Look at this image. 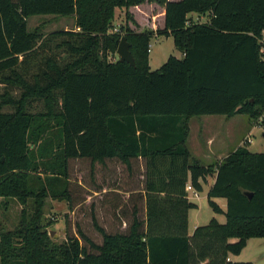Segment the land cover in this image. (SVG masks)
<instances>
[{"label": "trees", "instance_id": "obj_1", "mask_svg": "<svg viewBox=\"0 0 264 264\" xmlns=\"http://www.w3.org/2000/svg\"><path fill=\"white\" fill-rule=\"evenodd\" d=\"M154 1L165 7L162 28L114 31L118 8L129 20L130 7ZM32 15L74 16L78 30L45 35L28 28ZM263 31L264 0H0V197L23 204L16 228L0 233V264H253L228 258L264 238V152L244 143L205 165L187 142L194 116L247 114L255 123L264 112ZM155 35L173 36L183 56L153 70ZM122 36L135 65L116 53ZM35 100L43 110H29ZM78 157L128 167L145 158L146 220L136 215L115 233L96 224L100 244L81 229L56 243L42 224L44 205L71 203L69 160ZM214 174L207 198L217 213L215 199L226 198L227 220L213 217L189 234L198 205L186 184L201 191Z\"/></svg>", "mask_w": 264, "mask_h": 264}, {"label": "rangeland", "instance_id": "obj_2", "mask_svg": "<svg viewBox=\"0 0 264 264\" xmlns=\"http://www.w3.org/2000/svg\"><path fill=\"white\" fill-rule=\"evenodd\" d=\"M154 7L156 17L151 19L150 9ZM162 5L158 2L144 3L139 8L131 7L128 10L130 19L127 20V11L125 8L117 10L114 27H126L132 23L133 29L142 31L145 29H153L151 25L157 28L164 26L161 17ZM192 19L204 22L209 18L206 14L191 13ZM153 18V17H152ZM128 21V22H126ZM137 21V24H135ZM153 21V22H152ZM28 28L34 30L39 27L43 34L47 35L50 32L59 29H70L74 25V18L70 16H55V15H32L28 18ZM61 57L66 54L59 50ZM170 55L182 57V51L176 47L173 36H158L155 35L151 40V48L149 61L151 68L157 69L161 67ZM7 87L0 82V92H3ZM12 95L19 97L21 90L17 87H10ZM44 108V103L35 100L29 110L41 111ZM12 105L3 107V111H12ZM228 118L227 123H224L225 128L232 127L233 135L227 145L226 151L231 152L234 148L244 143H247V138L253 140L248 143V147L253 152H264V128L261 125L254 124L247 114H236L232 117L225 115L208 114L194 116L191 118V134L195 136L197 133L207 136L214 134L217 127L211 125L212 120ZM194 122L200 123L201 129L194 125ZM230 129V128H229ZM251 134V135H250ZM191 137V136H190ZM190 146L191 138L189 139ZM192 148V146H191ZM141 164L139 160H133L131 166L121 162L120 160L106 159L105 162H93L87 157L71 158L69 160V175L71 179L72 200L71 203L67 200H56L48 198L44 205V217L42 224L46 225L51 238L56 243H62L70 234H78L81 229L94 242L100 244L103 241L102 233L98 230L96 224L103 227L110 233L127 232L133 222V206L131 199L142 193H133L139 186H143L145 175L141 172ZM204 183V182H203ZM118 188L120 192L112 189ZM106 189L107 192L103 190ZM97 192V193H96ZM208 185L204 183V189L198 191V196L194 197L195 203L199 206L193 210L190 221V231L193 233L196 226L207 224L211 218L215 217L220 222L224 223L227 220L226 207L222 206L224 212H215L209 204L207 198ZM111 194H116L111 207V212L117 215L120 214V223L116 219H106L104 215L108 207L106 206L107 197ZM226 199V198H222ZM223 200V201H224ZM5 200L0 199V233L3 230H14L20 222L23 204L17 199H10L7 206L4 205ZM225 203V202H224ZM227 203V200H226ZM195 215V216H194ZM141 218H145V210L143 205L140 208ZM85 245H89L82 240ZM233 261H250L253 264H264V238L252 237L247 241L246 246L239 254H230Z\"/></svg>", "mask_w": 264, "mask_h": 264}, {"label": "crops", "instance_id": "obj_3", "mask_svg": "<svg viewBox=\"0 0 264 264\" xmlns=\"http://www.w3.org/2000/svg\"><path fill=\"white\" fill-rule=\"evenodd\" d=\"M154 2H145V3H154ZM142 4H144V3H142ZM142 4H138V5L132 6V7L139 8ZM155 13H156V11H155L154 7L152 9H150V15L153 17V18L151 17V19H153V20L157 16ZM70 17L74 18V25L70 29L71 30L72 29L73 30H78V27L75 26V17L74 16H70ZM161 17L163 19V24H164V22H165V7L163 5H162V9H161ZM130 25L132 26L133 24L130 23ZM151 28L156 29V27H154V22H153V25H151ZM64 29L69 30L67 28H64ZM206 115H208V114H206ZM217 115H219V114H217ZM227 120H228V118H225V119L221 118V119L212 120V122L210 124L211 125H215L217 127V129H216V131H214V134H209L207 136H203L200 133H197L195 136H193L191 134V132H192L191 122H189L190 135L188 137V142L187 143H188V147L190 149V152H191L193 158L198 159L199 161H201L205 165H210V164L220 163L230 153L229 151H226L225 149L227 148V145H228V143L230 142V140L232 138L233 129L230 126H229L230 129L224 127V123H227ZM190 121H191V119H190ZM196 124H197V127H199V129L202 128V127H200V123L194 122V125H196ZM190 138H191V143H192L191 146H192V148H191V146L189 144V139ZM133 160H139L140 161L141 168H142L141 172L143 174H145L146 163H147L146 159L143 158V157H139V158L132 159V161ZM215 180H216V174H214L212 176H208L206 178V182H204V183H206L208 185V191L211 188V186L215 183ZM204 183H203V186H202L203 187L202 190L204 189ZM142 184H143V186L137 187V189H135L134 192H133V193L140 192V193H142V195L135 196L133 199H131L130 203H132V206H133V219L135 218L136 215H140V208L143 205L144 210H145V218H141V217L140 218L143 219V220H146L147 197H146L145 181H143ZM188 184H190V182H188L186 184V191L188 193V198L191 201L195 202V200H194V197H195L194 190L187 189V185ZM112 190L120 192V190L118 188H114ZM103 191L107 192L106 189H104ZM207 194H208V192H207ZM114 196H116V194H111L110 196L107 197L108 200L106 202V206L108 207V209L106 210V213L104 215L106 216V219H116L117 222L120 223V214L118 213V211H117V215L115 213L111 212L112 205L113 204H117V202L113 201V198L115 199ZM0 199L1 200H5L4 205L7 206L8 201L10 199H14V198H9V199L6 200L5 198L0 197ZM215 200L217 201V203L221 206L222 210L224 211L225 208H223L222 206H224V204L227 205L226 199L224 200L222 198H217ZM115 201H116V199H115ZM193 210H195V208H192L189 211V229H188L189 230V234H192L191 231H190V221H191V218H192ZM235 240L236 239H232V241H235ZM230 259L233 260L231 258V255H230Z\"/></svg>", "mask_w": 264, "mask_h": 264}, {"label": "water", "instance_id": "obj_4", "mask_svg": "<svg viewBox=\"0 0 264 264\" xmlns=\"http://www.w3.org/2000/svg\"><path fill=\"white\" fill-rule=\"evenodd\" d=\"M118 57L122 61H128L132 65H135L134 56L130 50V43L126 36H122L116 51ZM247 193V192H246ZM250 194V193H247Z\"/></svg>", "mask_w": 264, "mask_h": 264}, {"label": "built area", "instance_id": "obj_5", "mask_svg": "<svg viewBox=\"0 0 264 264\" xmlns=\"http://www.w3.org/2000/svg\"><path fill=\"white\" fill-rule=\"evenodd\" d=\"M114 31H119V28H114ZM259 43L261 44V51H262V57L264 58V31L261 33V35L258 37ZM264 121V112L259 116V118L255 121L254 124L257 125H261V123H263ZM262 126V125H261ZM251 135V134H250ZM253 139L251 137L247 138V143L251 142ZM187 189L189 190H194V195L198 196V192L197 190H195L192 186V184H188L187 185ZM230 259V257L228 258V260ZM200 264H205L204 262L200 263Z\"/></svg>", "mask_w": 264, "mask_h": 264}]
</instances>
